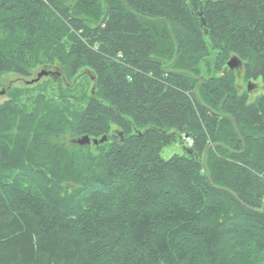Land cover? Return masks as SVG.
I'll return each instance as SVG.
<instances>
[{
    "label": "trees",
    "instance_id": "1",
    "mask_svg": "<svg viewBox=\"0 0 264 264\" xmlns=\"http://www.w3.org/2000/svg\"><path fill=\"white\" fill-rule=\"evenodd\" d=\"M232 57L264 84V0H0V76L95 87L0 104V264H264V94Z\"/></svg>",
    "mask_w": 264,
    "mask_h": 264
},
{
    "label": "rangeland",
    "instance_id": "2",
    "mask_svg": "<svg viewBox=\"0 0 264 264\" xmlns=\"http://www.w3.org/2000/svg\"><path fill=\"white\" fill-rule=\"evenodd\" d=\"M61 68L58 65L37 68L28 78H21L14 74H3L0 76V104L9 99V94L15 89L22 90L26 93L25 97L21 98L23 101H30L31 103L39 101V97L45 98V102L51 103L54 106L65 108V113L70 117L76 109L81 108L84 96L93 93L94 80L89 71L81 70L75 76H67L62 74ZM46 73L38 79L39 73ZM242 70L237 72L236 86L239 94L246 93L249 101H254L258 96L264 94V84L260 81H244ZM250 85L251 89H248ZM3 93V94H2ZM28 98V99H27ZM29 102V107L31 103ZM82 138V137H80ZM80 138H68L69 143L77 145L76 141ZM79 146V145H78ZM93 147V145H88ZM84 147V146H81ZM184 153L181 145L175 144L165 147L161 152V158L169 159L171 156Z\"/></svg>",
    "mask_w": 264,
    "mask_h": 264
},
{
    "label": "water",
    "instance_id": "3",
    "mask_svg": "<svg viewBox=\"0 0 264 264\" xmlns=\"http://www.w3.org/2000/svg\"><path fill=\"white\" fill-rule=\"evenodd\" d=\"M106 15H107V13H105V15L101 18L102 19V21L104 20V17H106ZM202 21V20H201ZM202 25H204V22L202 21ZM171 33H172V31H171ZM173 34V33H172ZM174 60H173V62L175 61V59H176V57H177V55H178V47H177V45H176V52L174 53ZM172 62V63H173ZM227 69L228 70H235V71H239V69L241 68V62H240V60H238L236 57H232V58H230V60L227 62ZM46 75V73H43V72H41V73H39L38 74V79L39 78H41L42 76H45ZM200 80V84L203 82V79L202 78H200L199 79ZM249 89H251V87H250V85L248 86V89L247 90H249ZM3 94V93H2ZM235 127H236V125H235ZM234 127V129H236ZM236 131H237V129H236ZM107 141V139H106V137H103V138H101V139H94V137H93V139L91 138H89V137H87V136H84V137H82V138H80L79 140H77L76 141V143H77V145H79L80 147L81 146H88V145H93V147L94 146H97V145H102V144H104L105 142ZM205 155V154H204ZM204 155H202L203 156V159H202V165L205 167V156ZM205 171L207 172V170L205 169ZM208 173V172H207ZM208 178H209V180H210V177H209V175H208ZM209 182H211V181H209ZM244 205V204H243Z\"/></svg>",
    "mask_w": 264,
    "mask_h": 264
},
{
    "label": "built area",
    "instance_id": "4",
    "mask_svg": "<svg viewBox=\"0 0 264 264\" xmlns=\"http://www.w3.org/2000/svg\"><path fill=\"white\" fill-rule=\"evenodd\" d=\"M184 140H185L184 143H187V144L191 143V141L188 138H185Z\"/></svg>",
    "mask_w": 264,
    "mask_h": 264
},
{
    "label": "flooded vegetation",
    "instance_id": "5",
    "mask_svg": "<svg viewBox=\"0 0 264 264\" xmlns=\"http://www.w3.org/2000/svg\"><path fill=\"white\" fill-rule=\"evenodd\" d=\"M249 82V81H248Z\"/></svg>",
    "mask_w": 264,
    "mask_h": 264
}]
</instances>
